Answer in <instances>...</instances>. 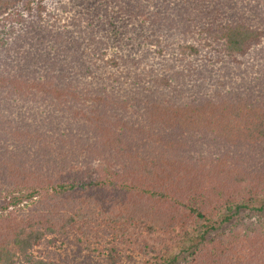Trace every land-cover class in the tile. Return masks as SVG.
Instances as JSON below:
<instances>
[{
    "label": "trees",
    "instance_id": "1",
    "mask_svg": "<svg viewBox=\"0 0 264 264\" xmlns=\"http://www.w3.org/2000/svg\"><path fill=\"white\" fill-rule=\"evenodd\" d=\"M39 191L53 192L45 220L67 241L137 219L149 243L178 206L196 224L187 237L236 219L223 245L264 264L251 243L264 220L241 218L263 212L264 0H18L4 10L0 264H58L34 231L42 207L23 205ZM146 241L108 244L99 262L144 264L142 251L166 261L162 241Z\"/></svg>",
    "mask_w": 264,
    "mask_h": 264
},
{
    "label": "rangeland",
    "instance_id": "2",
    "mask_svg": "<svg viewBox=\"0 0 264 264\" xmlns=\"http://www.w3.org/2000/svg\"><path fill=\"white\" fill-rule=\"evenodd\" d=\"M18 0H0V14L4 12L8 7H11L13 4H15ZM241 102V101H240ZM240 102L231 101L232 104H239ZM247 104H254L253 102H248ZM245 105L235 106L236 109L243 108ZM247 108V106H245ZM40 192V191H39ZM42 192V191H41ZM39 193L37 195V198L33 200L32 202H29L28 204L23 203L25 206H29L30 208L32 206H38L39 209L42 210L39 211V213L34 214L35 216H39V222L36 223L34 231H36L39 235L43 234L47 238V241L50 242V244L45 243L46 248H51L53 252H55V261L58 262V264H79L77 259H82V264H100L99 261L107 260L106 258V252L108 244L117 246V245H127L130 246V248H134L136 246H143L145 245V241H142V238L140 236L139 227L141 226V221L137 219H131L130 221L122 222L121 224L115 222L116 227L110 226L108 227L109 231L105 233V235L109 234L108 239H105L108 244H106L105 241H103V237L106 236L103 235V237L95 236L97 235L94 232V234H90L88 236H83L81 239H70L67 241L65 239V234L61 235L59 233L53 232L52 228L48 226L46 223V218L49 219V214L53 210L52 204L58 205V201H52L50 202L48 200V197H53V192L50 193ZM72 196H75L72 194ZM82 201L84 198H81ZM147 200V198H146ZM43 202H50L46 205H41ZM4 201L0 202V208L4 205ZM258 209L262 208L263 212H244L241 214V218L247 219V220H253V219H262L264 220V195H261L255 204ZM176 209H171L167 211L168 213H165L167 215L166 218L169 220V223L163 227L164 229L160 230V232L157 234V236H153L149 241V245L153 247L155 245V241H162V246H164V250L168 252L166 261H161V264H187V262L191 261L194 257V253H198L200 249H206L208 246L216 245L217 247H224L221 248L220 253L221 255L223 253H228L232 257L228 258V261H225V258L222 260L221 255H218L216 257L217 261L215 264H249L248 258L236 255L232 249L225 247L223 245V240L231 234L230 232L234 231L233 228L236 222V219H233L231 222L225 223L222 218L215 217L210 224L215 225V228L211 230L207 235H204V237L201 235V233L196 232L194 234H189L188 237L186 234L188 232H192V229H194L196 226L195 222L193 221L192 214H190L188 211L184 212L183 210H180V207H175ZM11 210V209H9ZM8 210V211H9ZM7 211V212H8ZM183 211V212H179ZM224 212V211H223ZM6 212L0 211V216L4 215ZM226 214V213H224ZM31 215V214H30ZM172 219V223L170 225ZM28 221V218L25 217L24 220H21L20 223H16L19 226H22L24 222ZM116 221V220H115ZM215 222V223H214ZM10 222H7L5 225H2V230H8L7 225H9ZM15 222L11 225H14ZM46 224V225H44ZM114 224V225H115ZM34 226V225H33ZM1 228V227H0ZM115 228V230H114ZM168 228V229H167ZM114 230V231H112ZM117 233H116V232ZM13 231H7L5 233H2V242L7 243L10 239V237L13 235ZM116 234L118 236L122 237V239H116ZM72 243V244H71ZM122 243V244H121ZM252 244H255L257 248L264 247V239L263 238H256L251 241ZM6 245V244H5ZM157 245V244H156ZM72 246V247H71ZM84 246H87V248H92L96 253L88 254L87 252L84 254L83 252L79 251L80 248H84ZM231 247V246H229ZM233 248V247H231ZM100 252V253H99ZM147 252V251H146ZM142 255L139 256L142 260H144V264H157L160 263L156 258H154L151 254L146 255L142 251ZM79 255H82L81 258H79ZM95 256V257H90ZM99 256V257H98ZM101 257V258H100ZM104 259V260H103ZM215 259V260H216ZM214 261L207 263V264H214Z\"/></svg>",
    "mask_w": 264,
    "mask_h": 264
}]
</instances>
